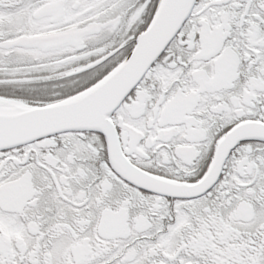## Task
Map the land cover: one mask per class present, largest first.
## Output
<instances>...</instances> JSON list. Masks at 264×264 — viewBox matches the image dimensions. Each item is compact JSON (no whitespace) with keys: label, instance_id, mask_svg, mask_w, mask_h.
Returning <instances> with one entry per match:
<instances>
[{"label":"snow or ice","instance_id":"6c2138e0","mask_svg":"<svg viewBox=\"0 0 264 264\" xmlns=\"http://www.w3.org/2000/svg\"><path fill=\"white\" fill-rule=\"evenodd\" d=\"M0 264H264V0H0Z\"/></svg>","mask_w":264,"mask_h":264}]
</instances>
